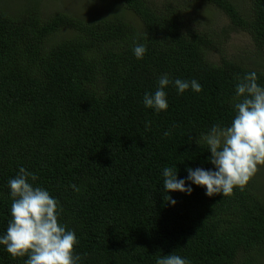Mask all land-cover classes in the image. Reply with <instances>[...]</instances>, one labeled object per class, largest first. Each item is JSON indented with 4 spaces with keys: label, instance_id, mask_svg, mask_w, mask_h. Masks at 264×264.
<instances>
[{
    "label": "trees",
    "instance_id": "16d2710c",
    "mask_svg": "<svg viewBox=\"0 0 264 264\" xmlns=\"http://www.w3.org/2000/svg\"><path fill=\"white\" fill-rule=\"evenodd\" d=\"M189 1L115 0L116 15L83 20L44 15L35 3L9 12L0 0V234L10 218L7 181L23 166L59 200L81 264H155L173 251L191 264H263L258 172L230 195L193 185L191 195L168 193L174 206L163 199L164 167L176 166L178 178L212 167L201 134L230 123L237 78L256 71L264 85L256 63L209 60L219 46L187 24ZM191 1L222 12L264 54V0H247V14L236 0ZM134 39L146 43L143 59ZM163 73L195 78L202 91L169 86L168 109L154 113L142 97ZM24 259L0 245V264Z\"/></svg>",
    "mask_w": 264,
    "mask_h": 264
},
{
    "label": "clouds",
    "instance_id": "9594fccd",
    "mask_svg": "<svg viewBox=\"0 0 264 264\" xmlns=\"http://www.w3.org/2000/svg\"><path fill=\"white\" fill-rule=\"evenodd\" d=\"M146 35V34H145ZM132 52L143 59L146 43L133 40ZM256 71L246 72L237 78L235 96L230 102L233 117L228 124L215 123L201 139L210 153L211 168L188 167L186 177L178 178L176 166L162 169L163 199L171 206L176 200L168 195L181 192L191 195L193 185L201 186L206 196L230 195L235 187L245 186L264 165V85L258 83ZM171 86L177 95L191 89L202 91L197 79L173 78L169 73L157 77L154 91H145L142 103L154 113L169 107L166 89ZM151 121H145L147 130ZM170 135L166 130L164 136ZM34 171L19 167L17 174L7 181L11 198L10 218L5 231L0 234V245L12 258H24V264H81V255L75 251L79 240L74 230L60 220L62 207L49 190L35 182ZM74 192L80 188L70 185ZM155 264H191L186 257L174 251L159 255Z\"/></svg>",
    "mask_w": 264,
    "mask_h": 264
},
{
    "label": "rangeland",
    "instance_id": "374dc122",
    "mask_svg": "<svg viewBox=\"0 0 264 264\" xmlns=\"http://www.w3.org/2000/svg\"><path fill=\"white\" fill-rule=\"evenodd\" d=\"M159 4L161 0H152ZM181 3L183 0H172ZM35 3L42 14L50 16L56 13H65L83 20L91 19L96 15L112 16L118 11L115 0H5L3 6L9 12H15L20 8ZM241 12L247 14L248 1L236 0ZM185 10L192 16H186L187 24L192 25L200 32H207L211 40L219 46V50H210L208 58L211 62H218L222 58L241 60L244 64H258L264 69V54L256 49L248 34L234 29L227 17L212 6L194 4L189 1ZM128 14V12H127ZM136 23L137 18L128 14ZM128 16V19H129ZM68 32H61L54 37L58 41L64 38ZM259 180L264 187V165L258 166ZM264 264V257L262 259Z\"/></svg>",
    "mask_w": 264,
    "mask_h": 264
}]
</instances>
